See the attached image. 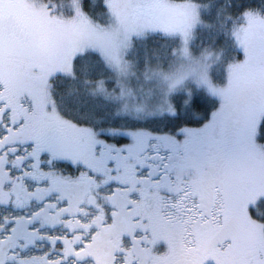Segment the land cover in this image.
I'll return each instance as SVG.
<instances>
[{
    "label": "rangeland",
    "instance_id": "374dc122",
    "mask_svg": "<svg viewBox=\"0 0 264 264\" xmlns=\"http://www.w3.org/2000/svg\"><path fill=\"white\" fill-rule=\"evenodd\" d=\"M65 1L0 0V20H13L9 23L10 30L19 25L30 38L29 43L18 42L15 36H5L6 24L0 25V60H12L26 66L31 59L17 51L29 46H36L43 52L41 55L63 52L59 67L63 75L60 76H71L73 63L83 57L81 60L86 66L93 65V70L99 71V77H95L88 87H75L79 107L75 115L83 121L90 119L91 123L81 126L67 122L80 135H76L80 140L74 153L77 162H86L89 170L98 176L100 185L104 182L100 177L106 179L109 173L112 174L105 161L113 158L119 161L118 186H131L133 194L130 199L132 221L145 222L144 230L153 244L164 243L169 247L167 242L171 233L166 228V220L178 228L174 233L186 228L188 233L181 238L183 243L186 236L191 238L188 240L193 243L189 247L191 250L211 243L215 234H223L213 241L215 244L210 246L203 264H257L254 248L264 235V203L257 204L264 198V170L250 163L227 170H217L211 165L208 172H197L188 185L165 181L160 185L152 183L147 189V180L142 178L136 165L144 164L139 157L140 149L150 143L168 147L172 140V134L152 133L144 125L170 117L167 113L178 107L184 113L189 95L198 89L201 97H211L208 104L212 110L214 96L221 93L241 108L244 133L254 147L248 159H259L264 148L258 139L264 135L259 128L264 101L254 74L239 61L242 59L240 45L253 56L264 50V16L247 13L230 19L211 14L207 20L208 7L200 6L194 0H91L90 12L84 9V0ZM48 4L55 10L50 11ZM98 5L107 12L97 14ZM176 16L187 19L186 28H172L171 20ZM137 31L142 34L134 35ZM125 34L133 37L130 48L121 47ZM93 53L105 57L101 59L102 64L108 63L114 70L99 67L101 62L95 61ZM124 63H131V72L120 75L115 69ZM44 64L49 70L51 62ZM89 77L92 78V74ZM60 83H66L63 77ZM102 132L112 138L104 139L100 135ZM120 135L132 137L131 161L120 155L121 149L117 147ZM91 148H95L99 156L91 155ZM68 155V149L57 152V156L63 158ZM184 187L190 188L198 200L206 202L209 209L216 208L223 224L181 223L167 205ZM115 191L113 188L108 193ZM108 193H103V198ZM253 205H256L255 216L250 210ZM168 247L165 252L170 251Z\"/></svg>",
    "mask_w": 264,
    "mask_h": 264
},
{
    "label": "flooded vegetation",
    "instance_id": "af4514ba",
    "mask_svg": "<svg viewBox=\"0 0 264 264\" xmlns=\"http://www.w3.org/2000/svg\"><path fill=\"white\" fill-rule=\"evenodd\" d=\"M11 21L13 20H0L1 26H7L3 30L5 36H15L16 41L29 43V36L25 35L19 25L10 30ZM35 47H25L17 52L26 54L29 59L51 62L47 71L52 79L47 82L46 87L33 89L39 102L45 104L55 98L53 82L57 78L56 73L60 71L64 53L41 55L43 52ZM24 69L25 65L21 63L0 60V83H4L6 88L3 98L8 101L15 118L23 115L21 100L26 107L33 103V97L24 94ZM61 105L63 107H58L56 103L57 113L51 123L55 125L61 139L58 152L68 149V157L56 154L49 164L48 157L42 156V164L30 162L27 165L29 170L22 176H16L14 170L26 166L27 154L19 159L0 158V234L8 231L9 222L17 221L11 238L5 236L4 242L0 243V264H8L13 258L10 249L17 246L24 249L22 264H50V259L53 264L57 261L60 264H203L210 246L215 244L213 241L219 240L223 234H215L211 243L191 250L189 247L193 243L188 242L191 238L186 236L185 243L181 238L188 233L186 228H180L178 233H174L178 228L165 220L166 228L171 233L167 242L169 247L164 243L153 244L150 235L144 230L145 222L135 219L132 221L131 186H118L117 174L109 173L106 179L100 177V181L104 182L98 185V176L95 177L91 168H84L82 173V164L74 156L80 144V135L77 129L67 123L79 121L66 118L65 102L62 101ZM20 139L22 138L12 137L5 144ZM8 164L13 166L12 172L6 168ZM146 180L149 189L152 182L150 179ZM113 188L116 191L109 194L108 191ZM144 191L147 192L146 189ZM103 193L108 195L103 198ZM41 201L45 202V206L38 215L32 217V222L41 231L33 232L29 229L30 222L23 217L39 208ZM61 237L65 239H60ZM85 241L88 243H84ZM53 242L56 243L55 249L52 248ZM208 245L209 248L205 249ZM167 247L169 252L164 251ZM16 258L20 259L19 254Z\"/></svg>",
    "mask_w": 264,
    "mask_h": 264
},
{
    "label": "snow or ice",
    "instance_id": "6c2138e0",
    "mask_svg": "<svg viewBox=\"0 0 264 264\" xmlns=\"http://www.w3.org/2000/svg\"><path fill=\"white\" fill-rule=\"evenodd\" d=\"M47 7L50 11L55 10L52 4H48ZM83 7L85 10L87 9L88 0H84ZM72 14L75 15V9H73ZM141 34L139 31L134 33L136 36ZM132 42L133 37L125 34L121 47L130 48ZM93 54L100 56L99 53ZM240 55L242 59L239 63L250 69L254 74L259 94L262 101H264V50L258 56H253L250 55L244 45H240ZM100 58L105 59V57ZM79 59H83V57ZM104 67L109 71L114 70L109 67L108 63H104ZM131 68V63H124L120 64L115 70L120 75H127L130 74ZM56 75L63 74L57 72ZM81 76H83V79H81ZM51 79L52 76L48 73L44 62L39 59L29 60L24 69V87L26 89L24 94L32 96L33 103L30 107H26L23 100L20 101L23 110V115L20 118L14 117L8 101L3 98L6 88L4 83H0V146H2L0 147V158L19 159L23 154H27L26 166L14 170L16 176H22L25 171L29 170L27 165L30 162L42 164V156L46 155L50 164L60 148L61 139L55 125L51 123L57 113L55 98H52L50 103L41 104L33 91L34 88L46 87L47 82ZM66 80L69 84L83 85L84 87L91 85L87 68L81 69L75 75L66 77ZM206 102L207 97L201 98L199 89L195 94H190L184 112V118L188 121V124L180 126L172 133L170 146L161 147L150 143L140 149L139 157L144 161V164L143 166L137 164L136 167L141 170L142 178L150 179L155 185H160L165 181L188 185L192 177L197 175V172H208L211 165H215L217 170H227L241 163H250L264 170V148L261 149L259 159H248L249 154L254 151V147L253 143L245 136L241 108L234 104L229 96L221 93L214 96L215 107L213 110L200 117L198 110ZM167 115L178 118L180 113L172 109ZM259 128L264 131V113L261 115ZM100 135L104 139L112 138L103 132ZM12 137L22 139L5 144V141H9ZM258 139L259 143L264 145V135H261ZM131 146L132 137L130 135L119 136L117 147L121 149L120 155L129 161L132 159L129 152ZM89 151L91 155L99 156L95 148H91ZM118 163L119 161L115 158L105 161V165L111 169L113 175L116 174ZM81 167L88 168V164L85 162ZM6 168L10 172L13 171L11 164L6 165ZM217 187H220V185H217ZM179 197H183V199ZM64 199L70 203L67 197ZM261 203H264V198L257 202L258 205ZM44 206L45 202L41 201L39 208L23 217V219L30 222L29 229L33 232L41 231L37 224L32 222V217L38 215ZM167 207L172 209L181 223L186 225L223 224L218 210L216 208L209 209L206 202L198 200L188 187H184L179 196L172 199ZM255 207L256 205L250 206L253 216L256 215ZM114 219L115 217H113ZM16 223V220L8 223V231L0 234V243L4 242L5 236L11 238V232L15 231ZM60 239L65 238L61 237ZM84 243H88V241ZM55 247L56 243L53 242L52 248L55 249ZM10 251L13 258L8 264H22L24 249L17 246L10 249ZM254 252L258 256L257 264H264V235L254 248ZM18 254L20 256L19 260L16 258ZM46 255L50 256V254ZM50 264H53L51 259ZM55 264H60V262L57 261Z\"/></svg>",
    "mask_w": 264,
    "mask_h": 264
},
{
    "label": "trees",
    "instance_id": "16d2710c",
    "mask_svg": "<svg viewBox=\"0 0 264 264\" xmlns=\"http://www.w3.org/2000/svg\"><path fill=\"white\" fill-rule=\"evenodd\" d=\"M48 3L57 2L58 0H43ZM65 1V0H64ZM69 1L66 0L65 3ZM90 1L88 0V7L86 9L87 12H90ZM174 1H183V0H174ZM197 4L200 6L208 7L209 12L208 14H205V19L209 20V16L212 15H218L219 17L225 16L229 17L230 19H235L238 17H242L247 13H259L264 16V0H194ZM101 12H107V9L103 8L101 5H98L97 14ZM211 12V13H210ZM210 14V15H209ZM89 55V54H88ZM64 57V56H63ZM95 61L101 62V58L97 55H93ZM63 59L61 60V62ZM73 75H75L78 71H80L83 68H87L89 70V75L92 74L91 80H94L95 77H99V71L95 68L93 70V65L86 66V63L84 60L77 59L73 63ZM99 67H104V65L99 63ZM105 68V67H104ZM106 69V68H105ZM66 83L61 84L60 79L57 81H54V93H55V101L58 104H60L63 100L66 103L65 107V113L66 117L73 120V121H79L78 124L82 126H90V119H87L86 121H83L80 118H77L75 115L76 112H79L78 103H76V93L75 90L76 86L84 87L83 85H77V84H69V82L64 78ZM81 79H83V76H81ZM98 81V79H96ZM72 85H74V88L69 89ZM62 96L64 99H62ZM205 96H202L201 98H204ZM209 99L211 100L210 96H207V102L203 104V106L198 110V115L200 117L205 116L206 114L210 113L212 111L211 105L208 104ZM180 113V116L178 118H172V117H163L159 119L152 120L151 122L146 123L144 126L152 133L156 134H172L175 132L180 126H186L188 124V121L184 118V113L182 112L181 107H178L176 110ZM93 122V120H91ZM195 126V125H193ZM264 132V131H263ZM119 143V142H118Z\"/></svg>",
    "mask_w": 264,
    "mask_h": 264
},
{
    "label": "water",
    "instance_id": "95a60500",
    "mask_svg": "<svg viewBox=\"0 0 264 264\" xmlns=\"http://www.w3.org/2000/svg\"><path fill=\"white\" fill-rule=\"evenodd\" d=\"M171 26L174 30H181L187 27V21L184 16H176L171 20Z\"/></svg>",
    "mask_w": 264,
    "mask_h": 264
}]
</instances>
